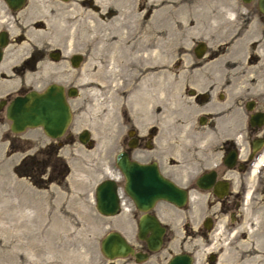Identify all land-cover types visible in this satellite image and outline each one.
Instances as JSON below:
<instances>
[{"label": "rangeland", "instance_id": "1", "mask_svg": "<svg viewBox=\"0 0 264 264\" xmlns=\"http://www.w3.org/2000/svg\"><path fill=\"white\" fill-rule=\"evenodd\" d=\"M242 5L237 0H28L23 13L29 19L40 20V29L31 32L29 44L37 42L45 44L48 50L57 47L62 52V60L47 62L46 81L52 78L66 87L73 84L78 88L77 96L68 99L72 118L66 133L73 136L86 128L94 145L89 148L78 141L64 145L59 153L68 164V175L62 183L50 184L43 190L35 189L26 180H15L14 185L1 187L5 182L0 176V264H135L131 256L107 259L100 242L107 232L117 230L137 248L140 243L136 236L137 215L124 210L115 216H103L97 211L94 199L96 184L108 175H118L112 164L115 152L120 149L122 115L128 111L137 115V109L143 107L144 111L156 99L162 103L159 124L167 125L172 103L177 106L185 101L186 78L201 76L198 72L202 68L188 65L197 62L191 46L202 40L210 53L218 47L220 51L230 52L214 61L231 60L234 55L231 37L239 26L243 28L248 18ZM242 11L246 14L242 15ZM7 15L0 0V19ZM255 22L256 18L252 17L249 31L256 30ZM135 24H139L141 38L149 37L152 28L155 37L164 42L158 62L151 67L144 65L140 74L136 70L144 63L141 58L128 59L124 64L120 55L114 60L111 46L121 36L131 41ZM225 40L229 42L221 44ZM75 52L83 55L78 68H73L68 59ZM150 74L157 76L147 78L141 85V78ZM150 85L154 87L152 99L142 105L133 95L135 92L127 96L129 88L141 87L142 91ZM31 87L40 90L45 84ZM100 121L106 125L104 134L97 126ZM2 123L1 138L3 133L11 135L7 129L9 122L2 120ZM23 135L30 136L34 146L39 138L45 137L40 129H28ZM15 138L21 140L17 135ZM8 167L6 161L0 162V175L7 179L11 175ZM10 190L14 198L10 197ZM209 198L207 192L196 191L190 206L172 211L173 221L164 248L141 264H163L171 254L190 247L197 248L196 258L200 262L219 246L220 262L229 260L233 237L221 239L214 229L205 241L198 230L183 226L184 221L196 223L201 215L215 209V204L206 208ZM243 221L264 222V206L256 214L245 212ZM28 241L43 243L46 248L40 252L30 250L27 254L23 242Z\"/></svg>", "mask_w": 264, "mask_h": 264}, {"label": "flooded vegetation", "instance_id": "2", "mask_svg": "<svg viewBox=\"0 0 264 264\" xmlns=\"http://www.w3.org/2000/svg\"><path fill=\"white\" fill-rule=\"evenodd\" d=\"M2 1L8 15L0 19V130L2 120H6L11 135L3 133L0 137V162L6 161L11 175L8 179L0 175L5 182L1 187L12 186L15 180H26L35 189L43 190L50 184L62 183L68 175L69 167L60 155V149L75 141L90 148L94 145V139L86 128L73 136L65 131L60 136L65 135L64 140L47 136L40 127L26 128L18 133L12 131L7 106L15 97L34 89L31 86L45 84L43 89H34L44 91L51 84L62 85L67 100L77 96L78 88L73 84L66 87L52 78L46 81L47 62H59L62 52L57 47L48 50L45 44L37 42L29 44L32 41L31 32L40 29V20L29 19L23 13L28 0L16 8L11 7L7 0ZM237 1L242 2L248 18L243 28L239 26L231 37L234 55L231 60L214 61L223 59L230 52L220 51L218 47L216 52L210 53L209 46L202 40H197L191 46V53L197 62L191 61L188 65H193V69L202 68V72H198L201 76L186 78L185 101L177 106L172 103L167 125L159 124L158 112L162 103L156 99L152 100L156 103L149 104L144 111L143 107L137 109V115L129 111L122 115L120 149L115 152L112 164L118 175H108L104 179L115 181L119 198L117 214L125 210L137 215L138 247H134L126 238L134 251L144 257L139 261L136 256L129 255L135 264L150 261L155 252L164 248L166 234L173 221L172 211L190 206L196 191L207 192L211 198L206 208L215 204V209L201 215L196 223L184 221L183 226L188 230H198L200 235L205 236V241L214 229L218 230L221 239L233 237L234 246L229 260L220 262L222 250L219 246L217 250L209 251L200 262L196 258L197 248L190 247L171 254L163 264L178 253L190 254L192 264H264V222L243 221L245 212L256 214L264 206V12L260 8V0ZM245 14L242 11V15ZM252 17L256 18L257 28L249 31L247 27ZM228 42L225 40L221 44ZM200 43H204V46L198 57L196 47ZM77 56L79 60L73 65L72 58ZM68 59L73 68H78L83 62V55L75 52ZM138 88L123 92L127 91V96L135 92L133 95L141 100V105L152 99L153 85L142 91L141 87ZM70 89L76 91L73 96L68 95ZM28 129H40L48 141L45 137L34 139L38 140V145L34 146L30 136L23 135ZM84 131H87V140L82 142L80 138ZM16 135L21 140L16 139ZM118 153L125 154L141 167L138 175L151 179L157 173L162 180L184 191L183 204L159 199L146 211L138 209L125 190L126 174L116 163ZM251 185L252 188L248 189ZM10 191V197L14 198V192ZM144 214L155 217L164 227L161 245L154 251L149 249L145 239L138 237L139 220ZM149 235L150 232L146 237Z\"/></svg>", "mask_w": 264, "mask_h": 264}, {"label": "water", "instance_id": "3", "mask_svg": "<svg viewBox=\"0 0 264 264\" xmlns=\"http://www.w3.org/2000/svg\"><path fill=\"white\" fill-rule=\"evenodd\" d=\"M24 0H7L8 4L16 8ZM260 8L264 12V0H260ZM204 43H200L196 49L197 56ZM79 56L72 58L73 65H76ZM75 90H69L68 95L73 96ZM7 117L11 121L12 131L18 133L26 128L40 127L44 133L51 138H58L63 135L70 124L72 114L69 102L64 93L62 85L51 84L44 91L34 89L22 96H17L7 106ZM84 135V138L82 137ZM81 141L87 140V131H84ZM116 163L126 174L125 190L133 199L138 209L146 211L155 201L166 199L182 205L185 200V192L181 191L174 184L164 181L155 174L151 179L137 174L141 170L134 161H130L125 154L118 153ZM201 186V185H200ZM208 186V185H207ZM206 187V186H202ZM95 206L97 211L105 216L118 213L119 198L116 184L113 179H104L95 188ZM150 235L146 237V234ZM164 227L158 220L148 214L141 216L138 226V237L147 241L151 250L159 249L162 241ZM103 255L113 260L129 255L136 256L137 260L144 259L118 231H109L100 242ZM166 264H192V256L188 253L173 255Z\"/></svg>", "mask_w": 264, "mask_h": 264}, {"label": "bare ground", "instance_id": "4", "mask_svg": "<svg viewBox=\"0 0 264 264\" xmlns=\"http://www.w3.org/2000/svg\"><path fill=\"white\" fill-rule=\"evenodd\" d=\"M138 26H139V24H135V26H134V31H133L134 33L131 35L132 36L131 41L126 39L124 36H121L118 40H114V42L111 44V46H112V49H114V51H115L114 60L116 59V57H119L118 55H120L123 62H125L124 64H126L128 59H130L131 61H134L136 59L139 60L141 58L144 63L141 64L140 66H138L139 68L136 70V73L140 74L145 67L144 65L151 67V66L155 65L156 62H158V59H157L158 55L161 54V51H162L160 49V46H162L164 42H162V40H161L162 38L157 39L155 37V30H153L152 28L150 30L151 35L150 34H149L150 36L148 35L149 37H145L144 39L141 38V36L139 35L140 31L137 29ZM116 51H120V53L116 52ZM155 76H157V74H150L146 78L142 77L140 80L141 85H143L145 83L147 78L148 79H151V78L154 79ZM97 107H98V105H97ZM96 117L100 118L101 116L96 115ZM97 126L99 127V129L104 134V132L106 130V125H105L104 121H100L97 124ZM23 244L26 247L27 254L31 253L34 250H37L40 252L43 249L45 250V248H46V246H44L43 243H40L37 241H33L31 243H30V241L23 242ZM30 250H32V251H30Z\"/></svg>", "mask_w": 264, "mask_h": 264}, {"label": "trees", "instance_id": "5", "mask_svg": "<svg viewBox=\"0 0 264 264\" xmlns=\"http://www.w3.org/2000/svg\"><path fill=\"white\" fill-rule=\"evenodd\" d=\"M60 166H61V164H60ZM63 169L65 170L66 169V167H65V165L63 164Z\"/></svg>", "mask_w": 264, "mask_h": 264}]
</instances>
